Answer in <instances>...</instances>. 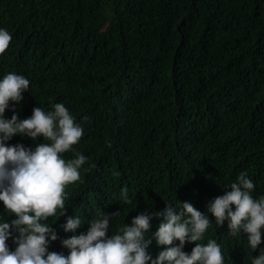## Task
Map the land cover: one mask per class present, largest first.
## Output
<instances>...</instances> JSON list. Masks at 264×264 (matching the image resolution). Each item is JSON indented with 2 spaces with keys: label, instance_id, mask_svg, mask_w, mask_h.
<instances>
[{
  "label": "trees",
  "instance_id": "trees-1",
  "mask_svg": "<svg viewBox=\"0 0 264 264\" xmlns=\"http://www.w3.org/2000/svg\"><path fill=\"white\" fill-rule=\"evenodd\" d=\"M0 29L12 36L0 80L14 72L30 81L4 118L62 103L84 131L63 154L86 163L66 189V215L49 218L58 235L49 252L68 255L62 241L85 234L101 212H120L110 237L147 211L151 239L163 222L157 213L190 202L212 220L198 243L216 240L225 264H252L264 233L252 251L245 234L228 236L227 221L216 226L207 206L242 172L253 198L264 196V0H0ZM39 143L50 142L7 141ZM75 216L81 227L65 232ZM15 218L0 202V222ZM163 250L152 239V258Z\"/></svg>",
  "mask_w": 264,
  "mask_h": 264
},
{
  "label": "clouds",
  "instance_id": "clouds-1",
  "mask_svg": "<svg viewBox=\"0 0 264 264\" xmlns=\"http://www.w3.org/2000/svg\"><path fill=\"white\" fill-rule=\"evenodd\" d=\"M11 40L10 33L0 29V55L9 48ZM29 86L28 79L14 72L0 80V202L16 217L10 223L0 222V264H225L216 240L198 243L212 220L190 202L180 204L178 214L171 206L157 213L163 216V222L151 239L145 235L152 219L147 211L135 216L131 226L125 224L110 237V221L120 212H101L85 234L62 241L68 255L49 252L50 242L58 239L49 218L66 215V189L81 181L80 169L86 163L82 154L71 160H65L63 154L73 150L84 131L62 103L54 104L48 112L36 107L30 118L19 120L13 115L6 120L9 103H20ZM15 135L32 140L43 137L50 143H39L34 150L21 144L8 146L7 141ZM254 187L248 173L242 172L231 183L230 191L207 206L216 226L227 221L228 236L245 234L252 251L262 243L264 233V196L254 199ZM121 196L125 204L133 203L127 188L121 190ZM80 227L78 216L69 217L63 226L65 232H75ZM10 238L17 245L14 251L7 243ZM152 239L164 248L156 259L148 252ZM186 243L195 245L190 254L183 251ZM252 264H264V249L252 259Z\"/></svg>",
  "mask_w": 264,
  "mask_h": 264
}]
</instances>
